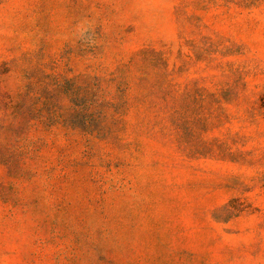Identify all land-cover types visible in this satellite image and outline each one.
Segmentation results:
<instances>
[{
    "label": "rangeland",
    "instance_id": "374dc122",
    "mask_svg": "<svg viewBox=\"0 0 264 264\" xmlns=\"http://www.w3.org/2000/svg\"><path fill=\"white\" fill-rule=\"evenodd\" d=\"M0 264H264V0H0Z\"/></svg>",
    "mask_w": 264,
    "mask_h": 264
}]
</instances>
